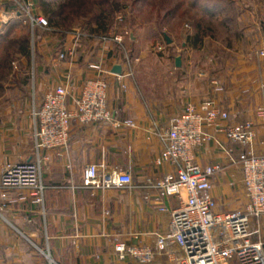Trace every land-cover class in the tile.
Here are the masks:
<instances>
[{
  "label": "crops",
  "instance_id": "obj_1",
  "mask_svg": "<svg viewBox=\"0 0 264 264\" xmlns=\"http://www.w3.org/2000/svg\"><path fill=\"white\" fill-rule=\"evenodd\" d=\"M27 1L34 3L36 13L40 14L39 0ZM17 18H20L17 1L0 0V34ZM137 39L131 36L130 44ZM40 46L35 100L31 102L28 96L22 97L15 87L10 90L12 95L6 92L0 96V175L7 164L36 159V125L32 112L34 107L41 105L45 94L67 77H71L78 88L94 79L96 73L88 69L92 61L102 59L110 72L116 65L122 67V74L125 71L124 59L121 60L115 45H101L96 41L91 45L85 43L88 49L76 50L73 58L62 61L52 49H46L43 43ZM72 47L73 40L69 36L62 43V50ZM108 80L109 106L116 120L121 123L133 120L136 127L74 125L68 149L48 153L43 175L48 190L41 209L26 195L17 193L4 199L0 194V264H136L117 262L113 255L114 243L128 241L152 245L154 234L167 230L169 218L157 213L144 189L138 188L146 178L170 170L168 166L154 167L161 145L153 126L164 124L187 103L203 100L205 89L202 83L190 81L181 88V104L169 102L164 110L153 111L137 97L130 80L120 83L114 75ZM123 83L126 91L122 89ZM248 118L252 115H244L242 119ZM218 139L220 144L205 143L197 151L196 160L203 167L221 166L212 187L218 211L241 210L247 199L242 170L236 160L237 147L223 136ZM227 149H232L230 157L234 162L230 161ZM89 164L105 165L119 173L129 172L131 182L124 188L105 192L85 190L82 177ZM171 206H175L174 199ZM165 263L166 257L158 256L154 264Z\"/></svg>",
  "mask_w": 264,
  "mask_h": 264
},
{
  "label": "built area",
  "instance_id": "obj_2",
  "mask_svg": "<svg viewBox=\"0 0 264 264\" xmlns=\"http://www.w3.org/2000/svg\"><path fill=\"white\" fill-rule=\"evenodd\" d=\"M16 1L19 16L28 19L33 29L58 33L36 13L34 3ZM70 36L73 47L58 54L60 61L73 58L82 42L91 39L122 50L125 71L114 75L120 83L133 77L123 34L110 31L98 37L75 30ZM261 56L264 57V50ZM88 69L96 73L94 79L78 88L71 77H67L45 94L39 107H34L36 159L4 166L0 175V194L4 199L18 193L28 196L37 207H44L48 187L43 175L48 153L68 149L74 125L136 127L133 120L118 122L109 106L108 79L113 74L103 60L90 62ZM259 88L262 101L252 118L242 119L240 112L224 105L221 101L224 89L218 82L211 81V91L203 100L187 103L164 124H154L153 131L161 145L154 167L168 166L170 170L146 178L138 188L144 189L157 213L169 218L168 228L154 234L152 245L116 241L113 255L117 262L154 264L158 256H164L165 264H264V79ZM122 89L127 90L125 83ZM220 136L237 147L236 160L242 170L247 199L243 209L233 212L218 211L212 195L213 180L221 166L203 167L196 160L197 151L208 142L220 144ZM227 153L232 156V149H227ZM230 161L234 159L230 157ZM130 176L129 172L119 173L105 165L89 164L83 171L82 187L92 193L120 189L131 182ZM76 217L74 215L75 220Z\"/></svg>",
  "mask_w": 264,
  "mask_h": 264
},
{
  "label": "rangeland",
  "instance_id": "obj_3",
  "mask_svg": "<svg viewBox=\"0 0 264 264\" xmlns=\"http://www.w3.org/2000/svg\"><path fill=\"white\" fill-rule=\"evenodd\" d=\"M48 1L54 6L55 12H59V7H64L63 14L51 15V19L62 23L66 17L69 18L64 22L65 26L60 28L62 33L33 29L23 16L14 20L8 28V37L0 41V56H5L4 49L8 41L29 33L30 58L13 55V69L7 80L1 82L3 89L0 90V96L6 92L12 95L10 90L15 87L21 91L19 94L22 97L28 96L31 102L35 100L40 44L59 54L62 43L75 30L90 32L88 27L100 12L97 0H82L72 7L68 4L69 0ZM111 1L118 3L120 8L127 7L126 11L121 9L112 15L110 31L125 36L123 45L133 71L130 81L137 97L149 110L162 111L169 102L181 104V88L190 81L202 83L206 95L211 91V81L218 82L224 89L222 103L240 112L243 118L244 115H252L260 106L262 98L259 87L264 79V57L261 56L264 33L260 22H264V0H214L224 2L227 7L216 16L231 21L227 30L217 23L214 35H210L203 48L196 51L186 44L187 37L193 31V21L202 19L205 24L212 21L210 16L200 10L201 4L191 10L188 7L191 0H186L188 2L178 13L171 14L182 0ZM228 2L234 5L230 6ZM200 3H204V0H200ZM38 8L40 15L49 20L50 17H46ZM119 18L123 19L122 22ZM239 33L243 34V38L238 41ZM131 36L138 38L132 44ZM91 42V39H85L77 51L88 49L85 43L91 45ZM230 44L231 47H227ZM117 50L123 60L122 50L119 47ZM10 52L14 53V50ZM179 57L182 66L176 68L175 62Z\"/></svg>",
  "mask_w": 264,
  "mask_h": 264
},
{
  "label": "trees",
  "instance_id": "obj_4",
  "mask_svg": "<svg viewBox=\"0 0 264 264\" xmlns=\"http://www.w3.org/2000/svg\"><path fill=\"white\" fill-rule=\"evenodd\" d=\"M82 0H69V6L78 5ZM188 1L182 0L179 3V6L175 8L173 13H178L180 8L183 7L184 3L186 4ZM224 3V2H223ZM222 2L214 1V0H204V3H200V0H191L188 4V7L193 10L198 8L200 5V10L205 12L211 18V22L205 24L202 19H197L193 21L192 34L187 37V46L193 50H201L204 46V42L207 38L212 37L213 33L216 30V24L218 23L224 29L227 28L228 23H230V19L228 18H218L216 16L217 13H223L227 8ZM230 6L234 5L233 2H228ZM40 9L43 11L46 17H50L48 21L49 27L58 33H62L60 28L64 27V22L69 18H65V20L61 22L54 21L51 19V15H59L63 14L64 7H59V12H55L54 6L48 0H39L38 1ZM96 5L99 7V15L94 20V23L89 25L88 29L90 30L92 35L101 37L107 35L111 30L110 20L113 19L112 15L120 12V10L126 11L127 7L120 8L118 3H114L111 0H97ZM108 9V10H107ZM11 26V25H10ZM8 26L3 33L0 34V41H3L6 37H8ZM227 30V29H226ZM10 31V30H9ZM243 38V34L239 33L237 40H241ZM230 44L227 47H231ZM14 50V53L10 52V50ZM20 55L29 60L30 58V35L29 33H25L24 35L13 39L12 41L7 42V47L4 49V57L0 56V90L3 89V85L1 82L6 81L8 76L12 72V57L13 55ZM45 184V182H44ZM46 185V184H45ZM47 186V185H46Z\"/></svg>",
  "mask_w": 264,
  "mask_h": 264
},
{
  "label": "water",
  "instance_id": "obj_5",
  "mask_svg": "<svg viewBox=\"0 0 264 264\" xmlns=\"http://www.w3.org/2000/svg\"><path fill=\"white\" fill-rule=\"evenodd\" d=\"M260 27L262 28L263 33H264V22H260ZM165 37L167 39V42L170 44L171 42L168 39V37L167 36H165ZM175 65H176V68H180L182 66V60L180 57L176 59ZM111 73L113 75H121L122 74V67L120 65L114 66ZM48 258H49V256H48Z\"/></svg>",
  "mask_w": 264,
  "mask_h": 264
}]
</instances>
